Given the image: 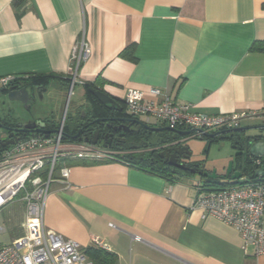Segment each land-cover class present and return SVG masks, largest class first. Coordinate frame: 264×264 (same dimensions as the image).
Wrapping results in <instances>:
<instances>
[{
  "label": "crops",
  "instance_id": "crops-1",
  "mask_svg": "<svg viewBox=\"0 0 264 264\" xmlns=\"http://www.w3.org/2000/svg\"><path fill=\"white\" fill-rule=\"evenodd\" d=\"M82 41L90 53L77 67ZM254 45L264 47V0H0V77L71 85L77 71L83 94L95 84L122 102L128 89L152 98L156 87L193 111L255 112L241 121L245 136L264 135V50ZM119 150L120 159L60 163L70 176L55 171L45 230L82 249L99 239L116 264H264V254L244 253L233 226L194 206L204 177L166 178L123 158L144 150Z\"/></svg>",
  "mask_w": 264,
  "mask_h": 264
},
{
  "label": "built area",
  "instance_id": "built-area-1",
  "mask_svg": "<svg viewBox=\"0 0 264 264\" xmlns=\"http://www.w3.org/2000/svg\"><path fill=\"white\" fill-rule=\"evenodd\" d=\"M89 53L85 41L74 46L72 55L77 67ZM19 79L17 76H2L0 87L17 84ZM77 82L75 71L70 91ZM149 93L152 98H146L140 89H128L123 101L127 113L146 124L156 119L173 129L187 127L194 137L239 127L243 119L256 115L255 112L244 111L224 114L197 112L192 110L193 104L177 103L160 88L153 87ZM64 128L62 123L53 133L26 135L8 145L0 154V210L20 193L25 203V233L9 245H0V264H94L79 242L44 229L43 217L50 184L58 168L60 179L68 182L71 168L60 166L64 159H120L121 150L71 140ZM253 160L255 165H261L263 157ZM231 181L221 188L200 186L194 206L202 211L203 217L212 216L233 226L240 233L245 254H249L252 248L255 256L263 255L264 181L247 176ZM3 230L0 220V231ZM92 246L109 250L99 239Z\"/></svg>",
  "mask_w": 264,
  "mask_h": 264
},
{
  "label": "rangeland",
  "instance_id": "rangeland-1",
  "mask_svg": "<svg viewBox=\"0 0 264 264\" xmlns=\"http://www.w3.org/2000/svg\"><path fill=\"white\" fill-rule=\"evenodd\" d=\"M70 87V83L51 84L46 94H43V98L33 103L30 108L20 105L7 112L8 121L22 124L37 117L46 116L51 128L59 129L63 123L67 130L73 131L72 119L80 106L84 88L79 83L74 85L72 91H70ZM1 113L4 115V111L1 110ZM152 121L153 119L150 123ZM148 125L150 124L148 123ZM189 137L184 140V143L188 144L190 148V161L200 163L201 167L206 170H217L219 174L227 172L229 164L235 159L237 152V149L234 148V140L225 138L209 142L206 139L191 136V134ZM21 196L22 193L0 210V220L5 229L0 231L1 246L11 244L15 238L25 233L23 226L25 203L21 200Z\"/></svg>",
  "mask_w": 264,
  "mask_h": 264
},
{
  "label": "flooded vegetation",
  "instance_id": "flooded-vegetation-1",
  "mask_svg": "<svg viewBox=\"0 0 264 264\" xmlns=\"http://www.w3.org/2000/svg\"><path fill=\"white\" fill-rule=\"evenodd\" d=\"M24 86L29 91V100L27 103L10 101L7 99L6 93H3V95L0 96V150L2 151L7 147L5 146V143H7L8 141L15 142L26 135L35 133L32 131H24L22 130V128H17L18 124L9 122L6 117V113L10 112L12 109L17 108L20 105H22L23 107H25V105H28V108H30L33 103H36L40 100L39 94H41V90L46 87L49 88L50 85L46 82H21L13 84L9 87L0 88H21ZM93 88L103 90L100 87ZM44 94H46V92H44ZM83 96L84 97L81 100L80 106L76 111V115L72 119L75 128L74 131L70 133L72 139L90 143H94V141H96V143L94 144L101 147L120 148L121 144H124L132 137H137L139 134L143 135V126L140 123L136 122V120L139 119L130 116L119 100L118 102L123 108L122 111H116L114 109L103 106L99 101H97L95 96L89 90H85ZM1 110L4 111V115H2ZM162 126L167 125L162 124ZM158 134L160 136H163L164 138H170L174 134V132L165 131L159 132ZM150 137L151 133L143 143V145L145 146L143 150L146 152L158 153L159 150L153 148V146L149 144L148 141ZM163 160H165L166 162L168 161V159ZM185 161H187L188 167L195 168V163L193 161L190 162L188 160H184L182 156L178 158V163H183ZM170 167L174 168L175 170L183 171V169H180L178 167ZM195 169L197 170V168Z\"/></svg>",
  "mask_w": 264,
  "mask_h": 264
},
{
  "label": "water",
  "instance_id": "water-1",
  "mask_svg": "<svg viewBox=\"0 0 264 264\" xmlns=\"http://www.w3.org/2000/svg\"><path fill=\"white\" fill-rule=\"evenodd\" d=\"M40 88V87H39ZM38 89V88H37ZM48 88H44L41 90V94H39L40 99L43 98L44 92H47ZM89 91L95 96L97 101H99L103 106L107 108L114 109L116 111H122L123 108L121 104L118 102V100L105 91L101 89H95L91 87ZM3 93H6V97L10 101H19L22 103H27L29 100V91L24 86L21 88H0V96L3 95ZM26 108H28V105H25ZM137 123H140L143 127L146 128L147 131L151 133V137L149 138V144L153 146L154 148H158V155L162 159H168V165L173 167H178L180 169H183V171H189L193 174H198L201 177H208V178H218V174L216 171H207L205 168L201 167L200 163L194 162V167L197 168H190L187 165V161L183 163H178V158L183 157L184 160L190 161V155L191 151L188 145L184 143V141L180 138L181 134L178 129H173L169 126H151L146 123H144L141 120H136ZM2 126V124H1ZM17 128H22L24 131H32L35 133H50L51 130L48 128V123L41 120H32L28 122H24L22 124H18ZM241 127H236L228 130H220L213 133H209L207 137H213L222 135L225 133L230 132H237L241 131ZM264 130V127H263ZM165 131H172L174 134L170 138H164L163 136H160L159 132H165ZM72 137L71 135H69ZM1 137V133H0ZM247 140V150L249 153V156L254 159L258 157H264V138L255 139L254 136H248L246 137ZM14 141H8L5 143V146H8L10 144H13ZM96 143V141H94ZM167 147V149H166ZM170 157V159H169ZM191 162V161H190ZM235 162L231 161L229 164V167L227 169V172L221 176V178H226L230 180H237L243 177V173L241 171H235L234 167ZM258 174H264V168H261L257 171Z\"/></svg>",
  "mask_w": 264,
  "mask_h": 264
},
{
  "label": "trees",
  "instance_id": "trees-1",
  "mask_svg": "<svg viewBox=\"0 0 264 264\" xmlns=\"http://www.w3.org/2000/svg\"><path fill=\"white\" fill-rule=\"evenodd\" d=\"M252 49L264 50V47H259L258 45H254ZM123 55L124 56L127 55L128 57L132 59L133 51L131 49H128V50L126 49ZM36 81L43 82L42 79H38ZM21 82L29 83L27 79L17 80V83H21ZM91 87L101 88V86L99 85L88 84L86 87V90H89ZM120 102L125 107L124 102L122 101ZM48 128H51L50 125H48ZM64 129H65L67 138L72 140V137H70L69 135L74 130L73 131L67 130L66 126ZM188 132L191 133L192 132L191 129H189ZM142 133L143 135L139 134L137 137H132L124 144H121L119 149H122L125 151H128L130 149L143 150V148L145 147L143 143L147 139L150 132L147 131L145 127H142ZM207 135L208 134L201 136V137H197V138L206 139L209 142H214V141H218L220 139H225V138L234 140L233 142L234 148L237 149V152L235 154V159H234L235 170H240L243 173V176H247L251 178L259 177L260 179L264 181V174L257 173L259 169L264 168V157H263V162L261 165H255L254 160L249 156V153L247 150L248 142L246 140V137L248 136L241 134L239 131L225 133V134L213 136V137H207ZM254 138L255 139L264 138V135H256L254 136ZM73 140H76V139H73ZM1 152L2 150H0V154ZM123 158L128 160L133 165L140 167L143 170L164 176L166 178H174L176 174L181 173L180 171H177L174 168L170 167L165 160L159 157L157 152L140 151V152L125 153L123 155ZM204 180H205L206 186L209 188H221L232 182L231 180L222 182V181H219L218 178H208V177H204ZM86 255L90 260L93 261L94 264H116L117 262L116 254L108 250L102 249V248H95L93 246H90L86 249Z\"/></svg>",
  "mask_w": 264,
  "mask_h": 264
}]
</instances>
